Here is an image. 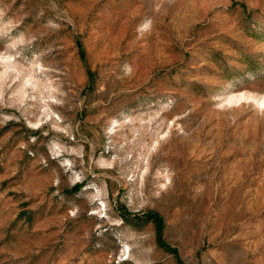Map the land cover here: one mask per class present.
Listing matches in <instances>:
<instances>
[{
  "label": "rangeland",
  "instance_id": "1",
  "mask_svg": "<svg viewBox=\"0 0 264 264\" xmlns=\"http://www.w3.org/2000/svg\"><path fill=\"white\" fill-rule=\"evenodd\" d=\"M0 264H264V0H0Z\"/></svg>",
  "mask_w": 264,
  "mask_h": 264
},
{
  "label": "trees",
  "instance_id": "2",
  "mask_svg": "<svg viewBox=\"0 0 264 264\" xmlns=\"http://www.w3.org/2000/svg\"><path fill=\"white\" fill-rule=\"evenodd\" d=\"M147 220L148 221H153L155 223V225L157 227L158 234L160 235L161 231H162V228H163V220H162V218L158 214L151 213V214H148ZM160 243L162 244L161 241H160Z\"/></svg>",
  "mask_w": 264,
  "mask_h": 264
}]
</instances>
